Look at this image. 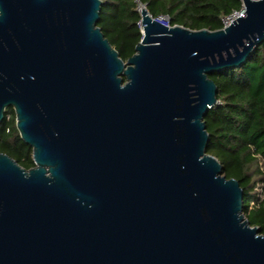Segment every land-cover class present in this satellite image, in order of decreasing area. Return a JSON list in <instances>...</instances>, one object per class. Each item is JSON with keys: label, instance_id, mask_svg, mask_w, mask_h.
<instances>
[{"label": "water", "instance_id": "obj_1", "mask_svg": "<svg viewBox=\"0 0 264 264\" xmlns=\"http://www.w3.org/2000/svg\"><path fill=\"white\" fill-rule=\"evenodd\" d=\"M242 3L213 31L143 7L123 61L100 0H0V121L13 108L34 163L0 153V264H264L203 122L208 75L264 40V0Z\"/></svg>", "mask_w": 264, "mask_h": 264}, {"label": "trees", "instance_id": "obj_2", "mask_svg": "<svg viewBox=\"0 0 264 264\" xmlns=\"http://www.w3.org/2000/svg\"><path fill=\"white\" fill-rule=\"evenodd\" d=\"M96 26L126 61L141 39L138 5L168 26L191 30L222 28V18L240 9L239 0H100ZM217 104L203 117L207 154L217 158L222 174L244 191L243 214L264 235V40L240 65L208 75ZM0 153L22 168L34 166L31 148L19 137L13 108L0 121Z\"/></svg>", "mask_w": 264, "mask_h": 264}, {"label": "built area", "instance_id": "obj_3", "mask_svg": "<svg viewBox=\"0 0 264 264\" xmlns=\"http://www.w3.org/2000/svg\"><path fill=\"white\" fill-rule=\"evenodd\" d=\"M239 1H240V9L238 11H234L230 16H227V17L222 18V24H223L222 27H224L228 23H230L233 18H235V17H237V16H239V15L242 14V11H243V3H242V0H239ZM140 6H142V8L144 7L143 5H140L139 4L138 5V8H137L138 12L140 11V9H139ZM159 19L161 20L162 18H159ZM165 25H167V24H165Z\"/></svg>", "mask_w": 264, "mask_h": 264}, {"label": "bare ground", "instance_id": "obj_4", "mask_svg": "<svg viewBox=\"0 0 264 264\" xmlns=\"http://www.w3.org/2000/svg\"><path fill=\"white\" fill-rule=\"evenodd\" d=\"M139 9H140V11H141V9H143V8H142V6H140V8H139ZM228 24H229V23H228ZM228 24H227V25H228ZM227 25H226V26H227Z\"/></svg>", "mask_w": 264, "mask_h": 264}]
</instances>
